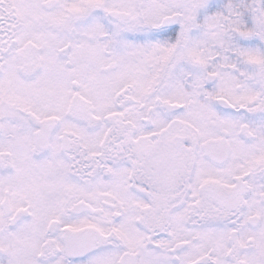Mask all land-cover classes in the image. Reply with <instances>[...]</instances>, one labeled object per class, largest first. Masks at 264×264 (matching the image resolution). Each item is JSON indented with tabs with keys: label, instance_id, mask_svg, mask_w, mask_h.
<instances>
[{
	"label": "snow or ice",
	"instance_id": "snow-or-ice-1",
	"mask_svg": "<svg viewBox=\"0 0 264 264\" xmlns=\"http://www.w3.org/2000/svg\"><path fill=\"white\" fill-rule=\"evenodd\" d=\"M0 264H264V0H0Z\"/></svg>",
	"mask_w": 264,
	"mask_h": 264
}]
</instances>
